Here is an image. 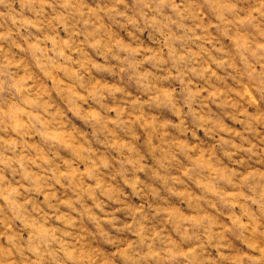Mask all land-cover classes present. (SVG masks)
<instances>
[{
  "label": "rangeland",
  "instance_id": "rangeland-1",
  "mask_svg": "<svg viewBox=\"0 0 264 264\" xmlns=\"http://www.w3.org/2000/svg\"><path fill=\"white\" fill-rule=\"evenodd\" d=\"M0 264H264V0H0Z\"/></svg>",
  "mask_w": 264,
  "mask_h": 264
}]
</instances>
